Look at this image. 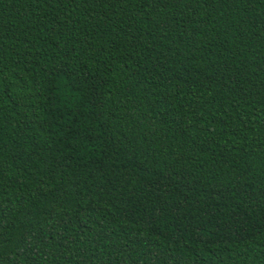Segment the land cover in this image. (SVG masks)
<instances>
[{"label": "trees", "instance_id": "16d2710c", "mask_svg": "<svg viewBox=\"0 0 264 264\" xmlns=\"http://www.w3.org/2000/svg\"><path fill=\"white\" fill-rule=\"evenodd\" d=\"M0 264H264V0H0Z\"/></svg>", "mask_w": 264, "mask_h": 264}]
</instances>
